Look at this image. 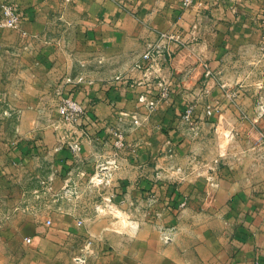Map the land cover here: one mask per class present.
Wrapping results in <instances>:
<instances>
[{
    "label": "crops",
    "instance_id": "crops-1",
    "mask_svg": "<svg viewBox=\"0 0 264 264\" xmlns=\"http://www.w3.org/2000/svg\"><path fill=\"white\" fill-rule=\"evenodd\" d=\"M8 2L22 25L0 26V51H22L44 89L59 85L24 111L16 160L40 166L30 156L48 152L41 159L61 186L109 179L104 193L121 214L37 225L26 264H75L81 252L85 264H264V0H0V9ZM172 30L182 42L146 78L136 63ZM161 78L170 96L149 110L140 96L158 98ZM62 97L85 115L63 121ZM124 112L135 118L117 151L108 126Z\"/></svg>",
    "mask_w": 264,
    "mask_h": 264
},
{
    "label": "rangeland",
    "instance_id": "rangeland-1",
    "mask_svg": "<svg viewBox=\"0 0 264 264\" xmlns=\"http://www.w3.org/2000/svg\"><path fill=\"white\" fill-rule=\"evenodd\" d=\"M14 52L0 51V264H26L30 248L27 239L33 237L37 225L47 224V220L51 221L47 224L50 230L53 224L67 220L69 215L81 223L83 216L89 214L111 220L121 217L111 190L104 193L110 184L101 176L91 182L77 184L71 180L61 186L52 178L49 160L41 159L48 157V152L30 156L38 159L40 166H25L16 160L12 143L26 136L21 128L24 111L34 106L37 99L40 102L45 96L41 95L42 91L58 89L59 85L44 89L41 70H25L24 53ZM198 171L194 170L196 174Z\"/></svg>",
    "mask_w": 264,
    "mask_h": 264
},
{
    "label": "built area",
    "instance_id": "built-area-1",
    "mask_svg": "<svg viewBox=\"0 0 264 264\" xmlns=\"http://www.w3.org/2000/svg\"><path fill=\"white\" fill-rule=\"evenodd\" d=\"M66 1H72V0H66ZM211 0H180L181 5L183 8H189L192 7L197 3L199 4H205ZM263 23H264V17H263ZM22 25V16L19 12L16 10V6L11 3H5L2 5L0 9V26L5 29L10 30H20ZM182 42L181 35L178 33V31H167V32H161L158 37V41L154 44H150L146 52L142 55V61L143 63H136V68L143 71V74L146 78L153 77V75L156 73V68L158 67V60L161 54L163 53L164 49L168 47L170 44H179ZM82 77L79 79V81H82ZM159 92H158V98H148L145 95L140 96V101L145 102V105L148 107L149 110H153L156 106V103L159 99H168L170 96L171 88L169 85V82L164 80L163 78L159 81ZM228 97L231 96V93L227 94ZM58 111L60 114V117L65 122H73L77 118H82L85 115V109L84 106L76 101L75 99L71 97H62L59 106ZM192 115V108H188L186 110V113L183 116V119L185 121H190ZM135 115L130 114L128 112L122 113L120 118L116 122H110L108 126V132L111 134L112 138V144L114 148L118 150H122L126 145V130L124 129V122L127 120H130L129 118L134 119ZM127 119V120H126ZM73 150L78 151L80 150V147L78 144H74L72 146ZM102 180H105V178L101 177ZM106 183H110L109 179L106 178ZM47 224H51L50 220H47ZM79 225H81V222H78ZM165 242L169 241V236L164 235L163 237ZM31 239H27V243H30ZM87 254L82 253L79 256H76L74 258L75 264H85Z\"/></svg>",
    "mask_w": 264,
    "mask_h": 264
}]
</instances>
